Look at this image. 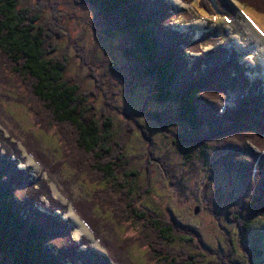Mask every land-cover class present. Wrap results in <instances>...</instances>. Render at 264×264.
Returning <instances> with one entry per match:
<instances>
[{"label": "rangeland", "instance_id": "obj_1", "mask_svg": "<svg viewBox=\"0 0 264 264\" xmlns=\"http://www.w3.org/2000/svg\"><path fill=\"white\" fill-rule=\"evenodd\" d=\"M46 1L48 6L40 5V0H17V8L40 5L43 12L38 25L45 28L52 27L56 14H62L60 27L51 28L59 33L51 38L56 50L50 56L66 55L69 62L64 78L78 85L80 92L92 88L97 91V96L89 100L97 106L100 119L103 114L112 118L110 144L119 138L125 140L122 152L129 167L124 179L131 187L130 197L141 210L173 220L178 228H189L198 234L200 255L191 242L179 240L167 244L168 255L185 250L197 256L196 264H264V216H259L244 233L228 219L229 208H237L245 196L252 194L250 167L256 154L263 152L254 144L248 147L251 150L200 149L195 145L197 138L222 120L221 109L236 107L250 76L257 71L260 78L264 76V40L240 12L246 8L264 24V0H195L193 7L182 0H154L170 9L166 16L169 25L161 30L164 39L207 37V44L199 45L198 50L182 45L181 59L187 66L181 74L183 79L191 73L190 63L200 50L209 52L213 46L219 47V55L210 64L225 61L233 53L239 60L229 63L220 75L224 93L213 103L199 100L203 124L197 131L177 118L175 102L152 99V81L135 76L128 68L120 48L129 46L128 39L118 32H107V24L96 8L77 0ZM199 3L203 11L218 15L219 21L201 19L195 11ZM224 15L233 21L227 25ZM13 75L7 56L0 52V170H8L4 180L19 177L29 182L21 187L22 208L42 219H61L57 227L71 226L68 244L74 242L79 259L91 258L100 264H161V257L155 259L152 246L146 245H151L150 229L135 217L125 222L99 200V190L112 181L94 182L87 172L75 171L57 131L37 124L36 111ZM178 85L179 82L176 88ZM32 152L41 153L38 155L44 159ZM232 160L235 164H231ZM239 161L244 165L237 168ZM44 194L51 201L46 196L39 198ZM77 203L86 205L83 208L87 213L83 214L92 221L91 226L73 209ZM101 240L111 247L103 249ZM108 247L114 251L113 258L107 253ZM115 258L121 262L116 263ZM0 262L7 264L10 257L0 254Z\"/></svg>", "mask_w": 264, "mask_h": 264}, {"label": "trees", "instance_id": "obj_2", "mask_svg": "<svg viewBox=\"0 0 264 264\" xmlns=\"http://www.w3.org/2000/svg\"><path fill=\"white\" fill-rule=\"evenodd\" d=\"M40 1V5H49L46 0ZM77 2L96 8L107 24V32L126 36L129 46L120 48L130 71L139 78L151 80L152 99L156 102H175L177 118L197 131L203 124V109L199 100L213 103L225 90L220 77L225 65L209 66L203 72L201 66H197L195 75L191 72L183 79L181 74L187 68L181 59L184 55L183 42L190 45L191 50H198L200 42L164 39L161 30L170 22H166L170 9L154 3V0ZM40 5L18 9L17 0H0V52L7 56L11 74L32 103L37 124L49 125L57 131L68 162L77 173L87 172L94 182L112 181L108 187L99 190V200L109 205L125 222L135 217L150 229L153 237L151 245H146L152 246L155 259L160 256L161 264H196L198 258L195 254L181 250L169 256L166 246L177 240L189 241L199 254L201 246L197 232L189 228L180 229L173 220L141 210L130 197L132 190L124 179L129 167L122 152L125 140L119 138L114 145L110 144L112 118L103 114V119H100L97 106L89 100L97 96V91L92 88L80 92L78 85L64 78L69 62L66 55L50 56L56 50L51 38L59 33L51 28L60 27L59 15L62 14H56L52 27L45 28L43 24L38 25L43 12ZM172 89L175 91L172 92ZM221 116L220 122L195 140L198 148L223 150L241 147L251 150L248 147L254 144L264 152V144H261L264 141V100L244 98ZM154 117L159 119L157 114ZM38 154L35 155L44 159ZM255 157V168L252 164L249 172V178L253 179L252 194L245 196L237 208L235 205L229 208L228 219L241 233L247 231L259 216H264V154L257 153ZM234 161L231 164H235ZM243 165L244 162H236L237 168ZM258 167H261L259 172ZM7 172L4 167L0 170V254L10 257L7 264H100L92 262L91 258L79 259L76 256L74 242L68 244L71 226L65 223V228L57 227L61 219H42L31 214L30 209L22 208L19 204L23 199L21 187L29 182L19 177L4 180ZM41 196L51 201L50 196L44 194L39 198ZM84 206L77 203L73 209L85 224L91 226L92 221L83 214L86 212ZM91 231L94 233L92 228ZM94 235L99 239L97 233ZM101 246L105 249L111 247L103 240ZM108 254L114 257V251L110 249ZM114 261L121 262L116 258ZM221 264L235 263L223 261Z\"/></svg>", "mask_w": 264, "mask_h": 264}, {"label": "clouds", "instance_id": "obj_3", "mask_svg": "<svg viewBox=\"0 0 264 264\" xmlns=\"http://www.w3.org/2000/svg\"><path fill=\"white\" fill-rule=\"evenodd\" d=\"M206 39H207V37H203V36H202V37H200L199 39H197V41H198V42H201V40H204L203 43H199V45L201 46V45H205V44H206V43H205V42H206ZM191 40H192V39H191ZM200 51H202V50H200ZM200 51H199V53H200ZM199 53H198V54H199ZM211 60H213V58H211ZM205 62H206V61H205ZM207 62L210 63V61H207ZM215 65H216V64H215ZM225 67H226V66H225ZM222 85H223V84H222ZM223 87H224V85H223ZM224 91H225V90H224Z\"/></svg>", "mask_w": 264, "mask_h": 264}, {"label": "water", "instance_id": "obj_4", "mask_svg": "<svg viewBox=\"0 0 264 264\" xmlns=\"http://www.w3.org/2000/svg\"><path fill=\"white\" fill-rule=\"evenodd\" d=\"M199 212V208H196V211H195V213H198Z\"/></svg>", "mask_w": 264, "mask_h": 264}, {"label": "bare ground", "instance_id": "obj_5", "mask_svg": "<svg viewBox=\"0 0 264 264\" xmlns=\"http://www.w3.org/2000/svg\"><path fill=\"white\" fill-rule=\"evenodd\" d=\"M260 39H262V38L260 37ZM262 40H264V39H262Z\"/></svg>", "mask_w": 264, "mask_h": 264}]
</instances>
